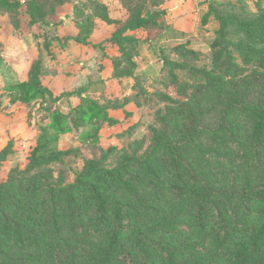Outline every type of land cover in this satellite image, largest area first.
I'll list each match as a JSON object with an SVG mask.
<instances>
[{"label": "trees", "instance_id": "obj_1", "mask_svg": "<svg viewBox=\"0 0 264 264\" xmlns=\"http://www.w3.org/2000/svg\"><path fill=\"white\" fill-rule=\"evenodd\" d=\"M256 8L251 14L209 5L203 24L210 17L219 24L210 52L187 43L173 48L174 59L164 56L163 85L175 95L150 94L134 76L141 41L135 33L158 26L165 12L137 14L102 43L120 54L112 60L114 78L134 79V100L103 106L79 92L81 103L69 114L50 112L27 168L0 183V261L19 253L11 264H264V0ZM93 11L112 23L105 5ZM81 26L91 32L89 19ZM42 64L41 58L33 64L29 81L5 88L12 104L59 100L42 84ZM140 98L160 106L149 141L135 143L140 151L149 142L150 150L110 167L117 149L105 153L95 145L98 124H117L108 111L132 102L141 108ZM216 114L220 122L211 128ZM82 128L90 129L81 136L86 146L58 149L61 135ZM85 149L93 157L73 182L63 172L55 178L50 166ZM12 154L9 143L0 151V169ZM226 179L230 191L221 189ZM164 235L198 242L174 247Z\"/></svg>", "mask_w": 264, "mask_h": 264}, {"label": "rangeland", "instance_id": "obj_2", "mask_svg": "<svg viewBox=\"0 0 264 264\" xmlns=\"http://www.w3.org/2000/svg\"><path fill=\"white\" fill-rule=\"evenodd\" d=\"M11 1L19 3L20 6L5 7L0 4V46L6 44L10 45L14 40L18 39L20 42L30 47L31 61L33 58L34 60L36 59L38 51L46 53V44H51V52L55 54L51 62H55L58 59V46L64 43L68 44L65 38L76 34L74 28L75 20H77L78 16L82 13H91L98 4H108L110 15L117 21L114 22V27H109L99 20H95L97 33L94 40L97 43L105 42L113 30H118L137 14L165 12V16L158 26L135 33V36L141 40L140 46L144 50L148 48L151 50L149 52L150 57L141 60L138 58V71L139 74H143L139 77L140 82L150 94L155 92H169L175 95L174 90H167L164 88L163 84H165L167 80L164 74H162L164 56L170 59L175 58L172 52L173 48L191 40L190 43L193 45L192 47L200 50L204 54L209 53L210 41L207 40L201 32L204 23L202 11L199 13L196 10L193 11V4L188 6V1L190 0ZM206 2L205 0V3ZM212 4L243 7L240 4L232 3L215 2ZM133 6L135 9L132 13L129 8ZM198 9H201V6H198ZM251 9L255 10L256 13L258 12L257 8L252 7V5ZM251 9L248 11H251ZM4 53L5 49L2 50L0 47V66L2 67L5 61ZM117 54L115 48L104 44L97 52L96 59L103 63V65H108L111 57H115ZM208 61L206 62L208 63ZM241 86V82H237V88ZM5 92L4 85L0 86V110L8 101V96ZM71 95L72 93H64L58 101L62 98L70 97ZM133 96L134 91H132L129 99L134 100ZM126 99L128 98H124L122 102L119 99L110 101H108L109 99H104L107 103H99L103 106L108 105L112 107L116 104L122 105ZM139 100L143 103V106L137 108L135 104H131V110H133V112L130 113V117H126V111L124 110V112L119 113L117 117H112L108 111L110 118L116 120L118 123L112 125L109 122H99L98 124L99 140L95 145L100 147L105 153L112 148L117 149L106 162L110 167L115 166L126 154L130 156L138 154V156L141 157L150 150L151 144H149V142L144 144V147L140 151H138L139 146L135 143L143 141L145 138L149 141V128L151 126H156V112L160 106H158L157 103H147L144 98H140ZM58 101L52 102L48 98L45 101L39 100L35 102L36 105L32 106L31 104L32 109L25 113L24 118L20 119L21 127L22 129L25 128L27 133H25L26 135L20 138V140L15 139L11 141L13 142V154L8 157L7 161L0 169V183L6 181L12 171H23L27 168L30 163L29 159L31 152L37 146L40 130L49 124L50 112L59 111V107L65 106L66 100L63 101L64 103H60V106L56 104ZM37 104H40V109ZM219 122V116L216 114L208 124L211 128H215ZM89 130V128L87 130L83 128L80 130L74 129L72 132L65 134L68 135L67 138H61V135L58 141V149L61 151H69L86 146L88 142L87 140H82L81 136L83 132ZM92 157L93 154L85 149L81 153L66 157L61 163L50 166V169L54 172L55 178H58L60 172H63L66 182L71 183L75 179L76 174L83 169L85 162ZM243 178L244 175L242 180L239 179L237 182L238 188H242ZM221 189L222 191H230L231 186L229 180L226 179L222 182ZM254 220L255 214L252 215L251 224ZM163 239L169 241L174 247H178L187 242H198L197 237L193 235H183L176 240H172L169 236L164 235ZM18 256H20L19 253H16L14 256H7L0 261V264H11Z\"/></svg>", "mask_w": 264, "mask_h": 264}, {"label": "crops", "instance_id": "obj_3", "mask_svg": "<svg viewBox=\"0 0 264 264\" xmlns=\"http://www.w3.org/2000/svg\"><path fill=\"white\" fill-rule=\"evenodd\" d=\"M206 1L207 2L205 3V0H190L188 1V6H190V4H193V11L196 10L198 13L202 11L203 17L208 13L209 5L215 2L240 4L246 9L248 13L253 14L256 13V11L251 9V5L252 7L256 8L255 4L259 0ZM103 5H105V7L107 8V13L112 23L109 24L96 17L94 15V11H92L91 13L80 14L74 23L76 34L74 36H68L65 38L68 44L65 43V45L60 44L58 46V59L55 62H51V59L54 58L55 54L52 53L50 55L47 51L46 53L38 51L36 59L34 60L33 58L34 61H31L30 47L26 46L25 43L20 42L18 39L14 40L10 45H1L0 47L2 48V50L5 49V61L3 67L0 66V86L4 85V87L6 88L10 85L29 81L33 64L39 58H41L43 60V86L53 94L54 98H61L62 94L64 93H72L70 97L62 98L60 101H58V103H56L60 106V103L62 104L64 103L63 101L66 100L65 106H61V108L59 107V112L63 114H69L72 109H75L80 105L81 98L78 95L79 92L82 94V97L91 98L93 100L99 101L101 104L107 103L104 101V99H109L108 101L119 99L122 102L124 98H129L133 91L135 83L134 79L114 78L112 60L120 56L118 51V54L115 57H111L108 65H103V63L96 59L97 52L104 45H102V42L97 43L94 40L97 33L95 20H99L109 27H114V22L117 21L110 15L108 4ZM198 6H201V9H198ZM249 9H251V11H248ZM86 19H89L91 22L90 33L87 32V28L85 26H81L82 22ZM218 29L219 24L217 21H215L214 17H210L209 21L205 25L203 24V30H201V32L203 33V36H205V38L210 41L209 48H211V44L215 39V33ZM84 31L87 33H84ZM116 31L117 29L113 30L111 32V35L106 40L110 39ZM78 36H81V38L83 39L87 38V43L76 42L74 38ZM190 41L191 40H189L187 43L190 44V48L195 50L196 48L192 47L193 45L190 43ZM149 49L150 48L144 50L140 46L139 42V56L134 59V62L137 65L134 75L135 77L139 78L140 75H143L141 73L139 74L138 71V58H140L141 60L143 58L150 57L149 52L151 50ZM195 51L201 52L198 49H196ZM5 94L8 96V101L7 104H5L0 110V151L3 150L11 141L15 139L20 140V138L26 135V129H22L20 119L24 118L25 113L31 110L32 106L36 105V103H33L31 106L19 102L12 104L10 102L8 92H5ZM131 104L134 105V103L132 102L129 105L125 106L124 109H120L118 111L109 110V113L112 117H117L119 113H123L124 111H126L127 113H132L133 110H131ZM37 106L40 109V104H37ZM63 137L67 138L68 135H62L61 138Z\"/></svg>", "mask_w": 264, "mask_h": 264}]
</instances>
